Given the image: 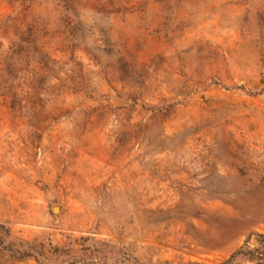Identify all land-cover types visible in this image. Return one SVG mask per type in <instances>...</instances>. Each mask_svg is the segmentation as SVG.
<instances>
[{
    "label": "rangeland",
    "instance_id": "obj_1",
    "mask_svg": "<svg viewBox=\"0 0 264 264\" xmlns=\"http://www.w3.org/2000/svg\"><path fill=\"white\" fill-rule=\"evenodd\" d=\"M241 248L264 256V0H0V264Z\"/></svg>",
    "mask_w": 264,
    "mask_h": 264
},
{
    "label": "trees",
    "instance_id": "obj_2",
    "mask_svg": "<svg viewBox=\"0 0 264 264\" xmlns=\"http://www.w3.org/2000/svg\"><path fill=\"white\" fill-rule=\"evenodd\" d=\"M259 253L257 250H251L246 252L245 249L241 248L239 251L234 253L230 259L225 261L223 264H234L233 262L237 260L240 256H245L247 257L250 261H258L259 264H264V256Z\"/></svg>",
    "mask_w": 264,
    "mask_h": 264
}]
</instances>
